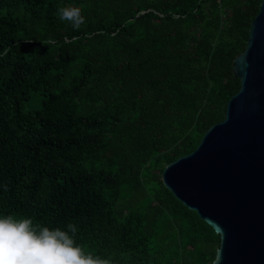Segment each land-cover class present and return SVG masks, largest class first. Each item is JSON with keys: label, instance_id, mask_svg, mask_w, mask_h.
I'll use <instances>...</instances> for the list:
<instances>
[{"label": "trees", "instance_id": "obj_1", "mask_svg": "<svg viewBox=\"0 0 264 264\" xmlns=\"http://www.w3.org/2000/svg\"><path fill=\"white\" fill-rule=\"evenodd\" d=\"M260 2L0 0V216L73 223L112 264H212L161 174L223 120Z\"/></svg>", "mask_w": 264, "mask_h": 264}, {"label": "water", "instance_id": "obj_2", "mask_svg": "<svg viewBox=\"0 0 264 264\" xmlns=\"http://www.w3.org/2000/svg\"><path fill=\"white\" fill-rule=\"evenodd\" d=\"M232 73L240 86L223 120L161 181L219 236L212 264H264V0Z\"/></svg>", "mask_w": 264, "mask_h": 264}, {"label": "clouds", "instance_id": "obj_3", "mask_svg": "<svg viewBox=\"0 0 264 264\" xmlns=\"http://www.w3.org/2000/svg\"><path fill=\"white\" fill-rule=\"evenodd\" d=\"M57 16L73 29L86 22L81 7L77 6L60 7ZM76 232L73 223L62 230L34 224L31 218L0 216V264H112L110 258L85 252L76 243Z\"/></svg>", "mask_w": 264, "mask_h": 264}, {"label": "built area", "instance_id": "obj_4", "mask_svg": "<svg viewBox=\"0 0 264 264\" xmlns=\"http://www.w3.org/2000/svg\"><path fill=\"white\" fill-rule=\"evenodd\" d=\"M215 1H217L219 4L221 3V0H215ZM143 13V12H142Z\"/></svg>", "mask_w": 264, "mask_h": 264}]
</instances>
